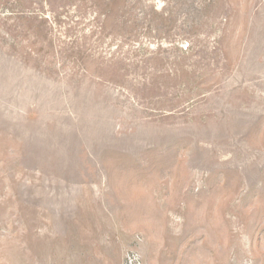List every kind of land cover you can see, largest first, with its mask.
<instances>
[{"label":"rangeland","instance_id":"obj_1","mask_svg":"<svg viewBox=\"0 0 264 264\" xmlns=\"http://www.w3.org/2000/svg\"><path fill=\"white\" fill-rule=\"evenodd\" d=\"M264 264V0H0V264Z\"/></svg>","mask_w":264,"mask_h":264},{"label":"built area","instance_id":"obj_2","mask_svg":"<svg viewBox=\"0 0 264 264\" xmlns=\"http://www.w3.org/2000/svg\"><path fill=\"white\" fill-rule=\"evenodd\" d=\"M135 261H136V260H135L134 257L128 259L129 264H134Z\"/></svg>","mask_w":264,"mask_h":264}]
</instances>
